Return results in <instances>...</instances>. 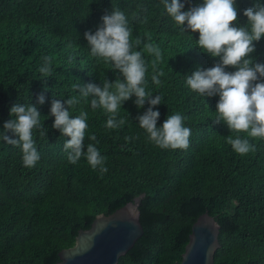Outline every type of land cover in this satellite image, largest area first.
Wrapping results in <instances>:
<instances>
[{
	"label": "trees",
	"instance_id": "16d2710c",
	"mask_svg": "<svg viewBox=\"0 0 264 264\" xmlns=\"http://www.w3.org/2000/svg\"><path fill=\"white\" fill-rule=\"evenodd\" d=\"M202 3L189 0L184 10ZM254 3L236 0L234 25L248 23L243 12ZM113 7L125 13L134 45L140 38L134 50L144 54L146 90L163 97L156 106L157 125L177 112L187 117L186 150L162 149L148 140L136 117L149 105L138 108L135 96L119 109L117 119L126 123L109 129L108 113L94 110L91 97L86 102L74 87L123 79L111 63L91 55L84 37ZM198 39V31L185 32L175 24L162 0H0V131L16 103L36 105L48 129L43 137L34 130L41 158L31 168L24 166L20 147L0 140V264H55L97 214H110L137 197L144 233L118 264L181 262L192 225L205 211L221 224L215 264H264V139L248 137L255 150L236 153L227 136L237 133L213 120L219 95L202 97L186 85L185 76L220 59L195 46ZM253 43L251 58L264 63V36ZM147 44L160 49V60L148 53ZM45 55L52 57L48 77L38 70ZM154 71L164 73L159 86L152 81ZM70 97L80 100L70 109L72 116L88 113L84 143L106 157V173L92 169L83 156L76 164L68 161L63 145L70 137L52 127L50 109L54 98ZM91 135L95 141L88 139Z\"/></svg>",
	"mask_w": 264,
	"mask_h": 264
},
{
	"label": "clouds",
	"instance_id": "9594fccd",
	"mask_svg": "<svg viewBox=\"0 0 264 264\" xmlns=\"http://www.w3.org/2000/svg\"><path fill=\"white\" fill-rule=\"evenodd\" d=\"M188 2L162 0L167 14L182 31L190 29L199 32L195 46L220 59L213 67H197L185 76L186 85L202 97L219 95L214 123L223 122L231 133H237L234 137L228 135L227 143L236 153L246 155L255 150L248 137L264 139V63H254L250 56L255 51L253 42H258L264 36V4L255 0L254 6L243 12L248 23L236 26L233 23L238 21L236 0H203L202 4L184 10ZM131 36L132 29L123 11L113 7L111 12L104 14L96 31L88 30L84 37L90 46L91 55L111 63L123 79L115 82L104 80L102 86L87 83L74 87L86 102L91 97L90 104L94 110L102 108L108 113L106 127L109 129L119 128L126 123L122 118L117 119L119 109L125 101L135 96L134 103L138 108H144L146 103L149 105L143 114L136 117L140 127L148 134V140L162 149L186 150L191 136V129L184 126L187 117L177 112L168 115L162 126L157 125L161 113L156 106L162 103L163 97L158 94L153 96L146 90L147 64L143 52L134 50L141 41L137 37L134 45ZM145 47L157 60L161 59L162 53L158 47L152 44ZM41 59L38 70L48 77L52 74V57L45 55ZM229 66L237 70L226 71ZM163 74L162 71H154L153 83L159 86V77ZM45 99L43 93L37 97L41 105ZM79 102L77 97H70L66 101L54 98L50 109V115L55 117L52 127L59 130L62 136L70 137L63 145L69 163L76 164L83 156L92 169H98L101 174L106 173V157L94 144L85 146L84 143L88 113L81 111L76 116L70 114V109ZM10 116L11 119L4 122L3 131H0V140L20 147L24 166L35 167L41 154L36 147L34 130H39L41 137L48 134V129L40 119L41 112L32 103H16L10 108ZM8 132L12 136L7 135ZM239 133H246L247 137ZM88 139L95 141L96 137L91 135Z\"/></svg>",
	"mask_w": 264,
	"mask_h": 264
},
{
	"label": "water",
	"instance_id": "95a60500",
	"mask_svg": "<svg viewBox=\"0 0 264 264\" xmlns=\"http://www.w3.org/2000/svg\"><path fill=\"white\" fill-rule=\"evenodd\" d=\"M140 198L129 201L110 214L99 213L91 226L81 229L73 246L59 252L55 264H118L143 235ZM221 224L209 211L192 225L181 262L176 264H215Z\"/></svg>",
	"mask_w": 264,
	"mask_h": 264
}]
</instances>
